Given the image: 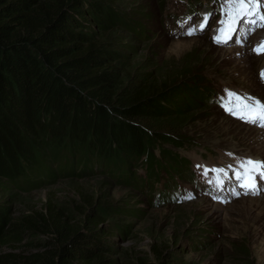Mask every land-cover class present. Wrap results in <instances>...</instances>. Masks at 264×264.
<instances>
[{"label": "rangeland", "instance_id": "1", "mask_svg": "<svg viewBox=\"0 0 264 264\" xmlns=\"http://www.w3.org/2000/svg\"><path fill=\"white\" fill-rule=\"evenodd\" d=\"M116 2L127 26L117 32L123 42L119 47L127 52L125 87L135 91L149 85L155 92L197 84L206 90L192 95L198 104L187 114L174 111L171 117L142 122L150 139H161H155L157 152L163 147L189 164L181 176L170 180L169 198L155 202L152 190L119 180L118 171L113 176L109 171L81 177L58 176L57 171L52 177L31 176L27 189L12 185L14 197L9 198L8 191L0 194V201L10 203L16 214L28 208L42 211L50 200L66 202L72 209L89 201L116 206L121 213L113 212L104 224L120 226L108 225L114 232L110 243L116 247L110 255L117 264H264V180L254 177L256 192L246 194L235 175L242 160L264 162V128L245 123L222 107L228 92L264 103L260 75L264 53L253 51L264 42V26L247 32L249 25L244 24L227 43L217 44L213 37L221 27L222 0ZM206 14H211L207 26L200 30ZM193 28L196 31L189 35ZM170 138H178L184 146L173 145ZM132 164L137 175L145 176L141 163ZM45 166L53 169L51 163ZM74 169L79 172L78 166ZM47 238L51 236L39 237ZM53 248L26 239L3 246L0 253L14 252L25 258Z\"/></svg>", "mask_w": 264, "mask_h": 264}, {"label": "trees", "instance_id": "2", "mask_svg": "<svg viewBox=\"0 0 264 264\" xmlns=\"http://www.w3.org/2000/svg\"><path fill=\"white\" fill-rule=\"evenodd\" d=\"M124 15L116 0H0V194L10 191L12 199V185L27 189L29 177L55 171H118L119 180L152 190L154 202L169 198L170 180L189 161L163 147L157 152L161 139H150L142 122L187 114L198 104L192 95L206 90L125 87L127 52L117 34ZM168 142L184 146L178 138ZM132 162L146 175H137ZM10 207L0 201V248L26 239L54 248L25 258L0 253V264H117L108 225L120 226L104 224L121 213L116 206L89 201L72 209L50 200L42 211L18 214Z\"/></svg>", "mask_w": 264, "mask_h": 264}, {"label": "snow or ice", "instance_id": "3", "mask_svg": "<svg viewBox=\"0 0 264 264\" xmlns=\"http://www.w3.org/2000/svg\"><path fill=\"white\" fill-rule=\"evenodd\" d=\"M264 0H222L221 15L219 21L221 27L217 29L219 33L213 37V42L217 44L227 43L232 39L233 34L239 31L244 24L249 25L246 29L251 32L254 26H264ZM211 14H206L201 23L200 30H203L208 23ZM196 31L192 29L188 34L191 35ZM239 43V41H236ZM254 53L260 55L264 53V42L253 49ZM261 79L264 80V71L261 72ZM228 101L222 105L225 111L233 117L255 126L264 128V103L253 97H241L238 94L228 92ZM199 167V166H198ZM240 170L235 172L236 179L241 181L239 187L246 190V194H255L257 185L254 177L259 176L264 180V162L253 161L252 159L242 160L239 165ZM216 173H222L223 169H212ZM207 175V170H205ZM191 199L192 197H185Z\"/></svg>", "mask_w": 264, "mask_h": 264}]
</instances>
